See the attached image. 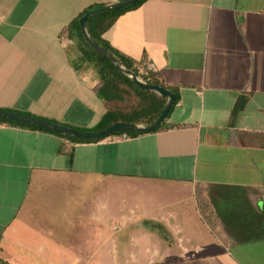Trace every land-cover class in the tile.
Here are the masks:
<instances>
[{
	"label": "crops",
	"instance_id": "obj_1",
	"mask_svg": "<svg viewBox=\"0 0 264 264\" xmlns=\"http://www.w3.org/2000/svg\"><path fill=\"white\" fill-rule=\"evenodd\" d=\"M118 1L0 0V111L94 129L98 80L64 32ZM102 38L177 89L170 129L72 143L0 124V259L264 264V0H147ZM129 214L123 240L103 226Z\"/></svg>",
	"mask_w": 264,
	"mask_h": 264
},
{
	"label": "trees",
	"instance_id": "obj_2",
	"mask_svg": "<svg viewBox=\"0 0 264 264\" xmlns=\"http://www.w3.org/2000/svg\"><path fill=\"white\" fill-rule=\"evenodd\" d=\"M145 1L147 0H139L120 10L92 16L87 20L86 28L92 40L114 56L126 70L133 72L138 78L149 85H157L171 91L175 95L174 107L179 100V94L176 88L164 84L154 72L146 69L144 62L137 63L122 55L102 38V35L113 26L121 15L138 9ZM101 7H103V5H94L85 10L68 24L64 32V35L73 42L79 52V65L88 64L98 80L96 94L98 99L102 102L105 113L96 127L88 132L101 131L117 123H130L137 125L151 124L159 117L167 99L153 92L145 91L133 84L126 75L122 74L107 59L92 49L81 33L78 22L79 18L84 13ZM140 70L142 73H140ZM235 111H237V109ZM6 112H10V110H6ZM169 114L167 115L166 120L168 119ZM166 120L157 129L148 133H157L170 129ZM0 124L44 131L62 137L64 140L72 143H96L105 139L86 140L68 137L41 127L2 118H0ZM143 134H146V132L121 131L111 134L110 137L126 136L127 138H130ZM0 264L7 263L0 259Z\"/></svg>",
	"mask_w": 264,
	"mask_h": 264
},
{
	"label": "water",
	"instance_id": "obj_3",
	"mask_svg": "<svg viewBox=\"0 0 264 264\" xmlns=\"http://www.w3.org/2000/svg\"><path fill=\"white\" fill-rule=\"evenodd\" d=\"M139 0H122L118 1L116 3H113L111 5H107L98 9L90 10L86 13H84L79 18V25L81 29V33L85 39V41L90 45L92 49H94L96 52H98L102 57L107 59L115 68H117L122 74L126 75L130 81L138 86L139 88L148 91L153 92L163 98H166V104L160 113L159 117L148 125H137V124H130V123H117L114 124L104 130L97 131V132H81L76 131L61 125H57L51 122H48L46 120L38 119L32 116H27L24 114H18V113H12V112H6V111H0V118L11 120L15 122H21L26 123L29 125L41 127L44 129H47L49 131L59 133L61 135H65L68 137H74L79 139H86V140H95V139H102L109 137L111 134L115 132H121V131H134V132H151L155 129H157L165 120L167 115L169 114L170 110L172 109L174 102H175V95L169 91L168 89H165L163 87L157 86V85H149L140 78H138L133 72L126 70L122 65L119 63V61L112 56L109 52H107L104 48L97 45L90 35L88 34L86 24L87 20L95 15L107 13V12H113L120 10L122 8H125Z\"/></svg>",
	"mask_w": 264,
	"mask_h": 264
},
{
	"label": "rangeland",
	"instance_id": "obj_4",
	"mask_svg": "<svg viewBox=\"0 0 264 264\" xmlns=\"http://www.w3.org/2000/svg\"><path fill=\"white\" fill-rule=\"evenodd\" d=\"M104 6H107V5L105 4V5H103V7ZM71 126H72V128H70V129H73V130H76V131H81V132H88V130L85 131L82 128V126L72 125V124H71ZM133 222H134V217L131 214H129L128 216H123V217L119 218V220H117V221H115L113 223L114 225H116V224L119 225L120 226V230L117 231V232H113V231L112 232L115 233V235L118 238H121L123 240V239L127 238L126 236L128 235V232L132 229V225L130 223H133ZM113 224H112L111 220L108 219V221L105 222L103 224V226L104 227H111V226H114Z\"/></svg>",
	"mask_w": 264,
	"mask_h": 264
},
{
	"label": "built area",
	"instance_id": "obj_5",
	"mask_svg": "<svg viewBox=\"0 0 264 264\" xmlns=\"http://www.w3.org/2000/svg\"><path fill=\"white\" fill-rule=\"evenodd\" d=\"M145 66H146V69L147 70H150V71H154V66L152 65V63H146L145 64ZM140 73H142V71L140 70ZM113 140H119V139H127V137L126 136H122V137H113L112 138ZM120 230V226L119 225H114V226H112V231L113 232H117V231H119Z\"/></svg>",
	"mask_w": 264,
	"mask_h": 264
}]
</instances>
